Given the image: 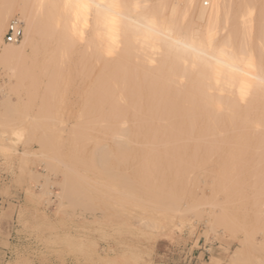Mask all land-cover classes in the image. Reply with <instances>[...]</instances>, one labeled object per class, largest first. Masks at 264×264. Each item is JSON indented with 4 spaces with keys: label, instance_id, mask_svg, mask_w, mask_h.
Instances as JSON below:
<instances>
[{
    "label": "rangeland",
    "instance_id": "obj_1",
    "mask_svg": "<svg viewBox=\"0 0 264 264\" xmlns=\"http://www.w3.org/2000/svg\"><path fill=\"white\" fill-rule=\"evenodd\" d=\"M7 1L11 4H7ZM7 1L0 0V4L2 3L0 7L3 6L11 12L0 41V264H264V219H262L264 213H262V209L259 213L257 212V214H262L261 218L258 215L259 220H254L253 216L257 217V214L252 213L257 211L256 208L259 206L264 209V203L260 204L264 202V168L262 167L264 166L262 165V163L264 164V157L260 159L259 157H251L252 159L241 157V138L245 127L249 126V121L251 124L249 119H253V124H259L256 126H261V119L259 120L261 115L257 111L259 108L256 107L258 108L256 116L254 112V114H251L252 117L245 116L247 123L244 119L245 113L243 114L242 100H238L240 111H237V126L239 128H237V132L239 133L238 153L240 155L238 154V157H234L232 160L233 163L236 161V164H233L236 169L234 175L230 171V174L227 175L219 173L221 172L219 167L225 166L224 163L228 161V159L224 160L225 162L223 161L225 157H209L210 159L208 157H181V159L178 157H155V160L154 157H149L150 161L152 160L150 163L148 157H137V159L136 157H123L122 159L120 157H104L101 161V167V164L98 163L102 157L99 160L97 159L100 157H97V150L92 145H95L93 140L96 141V145L103 141L102 145H105L107 149V145L110 143L109 133L111 130H108L111 125L108 122L111 119L107 120L110 100L107 99H111L108 90L112 85L111 83H115L113 81L115 71L112 68L114 64H109L107 66L108 70L106 67H102V69L104 68L103 71L107 70L106 73L102 71L105 76V79L102 80V73L99 74L96 71L97 69L99 71L100 62L96 61L95 63L98 64H92L93 67L92 65L89 66L90 69L87 71L85 69L88 68V64L80 63L78 56L81 47L79 45L68 47L67 55L64 53L66 52L64 51L65 47H62L63 52L61 54L66 55L65 58H63V54L61 55L60 52L55 51L57 49H53L51 52L47 51V53L40 40L41 34L38 32L40 31V25L37 27L39 30L34 29L35 32H38L37 35L33 33L34 31L30 32L32 39L27 36L28 38L26 37L25 40L23 30V37L18 42H5L3 36L8 22L11 19H20L19 21L24 29V21L20 17L22 7L23 9L24 7L25 9L30 8L33 1L34 8H36L41 3L40 0H30L31 2L29 0H21L22 2L20 0ZM48 1L50 4L47 5L54 4L53 7H49V9H52L50 12L59 11L63 13V9L66 12H64L65 14H71L75 10L81 13L88 11L85 14L90 17L95 12L96 8L94 7L98 8V0L97 2L93 0L96 3L95 6L92 0H87L88 2L79 0V3H77L78 0ZM70 1L72 5L68 3ZM137 1L139 4H136ZM158 1L108 0L110 4L105 3H108L112 14L117 12H114V10L120 9L121 12L132 13V15H138L139 13V15L147 17L159 15L155 18V21L159 19V21L157 20L158 24L160 19L163 21L167 18L171 22L168 28L171 34L174 30H177L176 32L179 31L178 36L183 35L180 33L181 29L185 32L186 26L190 24L191 20L193 21L191 23H201L198 18L195 19L197 17L195 15L196 9L200 4L203 3L205 8L210 6L209 0L207 4V0H196V7L194 6L193 9L184 6L185 2L183 3V0H160L159 4H163L162 7L157 4ZM57 2H60L63 7H60ZM132 2L136 6H140L138 7L139 11ZM259 2L263 3L264 0ZM259 2L257 3L258 6H260ZM44 3L46 5V1ZM129 4L130 7H136L135 11H133V7L129 8ZM7 5L10 8L12 5V9ZM83 5L86 6L83 7ZM173 7L177 10L172 11L174 10ZM148 8L152 9L151 12ZM32 10L35 11L33 8ZM37 12L35 11V14L39 13ZM38 19H40V16L37 17ZM39 22V20L36 21V25ZM174 23L175 27L176 23H182L183 26L181 24L177 25L176 29L173 28ZM178 26H181L180 29ZM183 27L185 30H183ZM251 29L245 32L247 36L242 32V39L239 38L241 42L243 38L247 37V40H245L247 46L243 55L242 51L238 49L240 59V62L239 60L238 62L239 65L241 64L239 70H243L244 67L242 66L245 65L243 61L246 58L251 59L254 66L253 70L258 69L255 70L256 75L260 74L262 76V73L264 75L261 70L262 68L264 70V54H262L264 53V30H257L256 27H254L256 30ZM169 30L166 29L167 34H170ZM125 33H127L126 40L131 41L128 38L130 33L129 35L128 32ZM120 34L122 33H119L117 38L114 36V39L118 41L120 38L123 39L124 34L122 36ZM254 36L256 37L254 38ZM254 39L255 43H258L257 45H254ZM126 40L123 39V42L121 40L120 42L115 41L114 47H120L121 42L124 43L125 41L124 45L121 44L125 54L123 52L124 55H120L122 51L119 54V56L126 55L125 57L130 53V48L133 49L131 52L132 57L128 56L126 59H130L128 60L130 62L134 61V64L133 62L130 64L133 71H128V77H132L129 78L131 80L128 82L135 86L136 84L133 82L137 83V78L140 81L143 77L138 74L141 72L139 66L135 65L137 60L135 57L138 56L140 61L141 54L139 50H136L137 44L133 42L134 40L128 42L129 48L128 43L126 45ZM5 45L10 47L14 45V48H17V55L5 52ZM17 45L19 46L16 47ZM252 47H255V49ZM38 48L40 49L38 50ZM62 48H60V51H62ZM19 50L22 51L18 52ZM53 51L56 52V55H53L55 54ZM260 54L261 56H258ZM255 56H258L257 58L261 60L260 63L257 62ZM47 57H50V61ZM116 57L120 62V57L118 58V55ZM21 58H24L22 62ZM112 60L113 58H111V62ZM115 60L113 63H115ZM52 61L55 62L51 63ZM121 61H123V58ZM256 63H258V67L255 65ZM82 65L85 66V69ZM82 68L83 70H81ZM111 69H113V73ZM80 71L81 73H79ZM110 72L113 76L109 74ZM238 72L240 73H238L240 83L244 74L242 71ZM141 73L143 75V72ZM96 74L99 76H96ZM96 77L102 78L98 80ZM110 77L112 81L109 80ZM110 81L111 83L108 84ZM107 85H110L108 90ZM105 90L108 91V94ZM120 90L119 88V93ZM132 91L134 93L136 89L135 91L132 89ZM143 91L137 89V92ZM105 95H107V98ZM241 96L239 92L238 99H242ZM107 104L108 106H106ZM96 115L97 117H95ZM98 117L105 121H101L104 125L103 123L100 124ZM90 120L91 122L95 120L98 122L96 121L97 123L95 122L96 125H94ZM240 123L243 124L242 127L238 125ZM107 124L110 126V128L107 127L108 130L106 129ZM81 125H86L89 128H87L88 132H86L87 130L83 131L87 138L84 133L79 131L81 128L86 129ZM82 134L85 138L81 136ZM79 139L82 140L81 143ZM79 144H84V146L80 147ZM140 158L146 161H142ZM92 160L97 165L96 163L93 164ZM107 160L108 167L104 166ZM124 160L127 163H124ZM257 160H263L259 166L256 164L259 163ZM79 162L83 163V166ZM140 162L144 163L141 164ZM147 163L149 164L147 165ZM196 163H198L199 168L195 167ZM219 163H223V165ZM228 163L230 162L228 161ZM239 163H241V167ZM116 164L117 166H115ZM217 164H219L218 168L216 167ZM191 165H194V168H191ZM204 166L215 167L214 172L216 173L210 175L208 171L203 170ZM179 167L181 168L179 169ZM100 168L104 171H101ZM105 168L106 170H113V172L109 171L106 174ZM142 168L146 170L143 171ZM151 168L154 173L151 172ZM253 168L256 169L253 171ZM117 170L119 172L124 170V173L123 171L119 173ZM257 171L261 175H254ZM147 172L148 176H146ZM248 172H250V175ZM240 173L241 175H239ZM140 176L141 178H139ZM255 177L256 179L253 180ZM247 179L249 180L247 181ZM148 180L150 185H147ZM252 181L255 183L253 182V184ZM259 181L262 183H259ZM255 185L258 186L255 187ZM259 188L263 190L259 191ZM218 189H220L219 192ZM255 193L257 195L262 193V195L259 194L257 197ZM235 197L246 206L248 215L245 214L247 217L243 216L246 219L241 218L246 211L243 209L244 206L238 200H235ZM257 198H260V200ZM173 199L177 200L173 201ZM254 202L255 204H253ZM210 203H213L216 207L213 204L212 207L209 205ZM236 204L242 207H237ZM256 205L257 207H255ZM252 206L253 208H251ZM237 208L243 209L241 216V212Z\"/></svg>",
    "mask_w": 264,
    "mask_h": 264
},
{
    "label": "bare ground",
    "instance_id": "obj_2",
    "mask_svg": "<svg viewBox=\"0 0 264 264\" xmlns=\"http://www.w3.org/2000/svg\"><path fill=\"white\" fill-rule=\"evenodd\" d=\"M3 1H5V0H3ZM40 1H41L40 5L37 4L38 6L36 8H34L33 1H32L33 7L31 5V7H30L31 9L30 8L25 9V7L23 9V7H22L23 5L20 6V7H22V9H21L22 12L20 14V17H21V20L24 21V29H23L24 30V37L22 36L24 39L27 36H29L31 38L30 32L34 31V29L39 30V28L37 29V27L40 25L39 26L40 31H38V32L41 34V38H40V36H39V38H40L41 42L43 43L44 48H46V52L47 51L51 52L53 49L54 50L57 49L55 51H58L61 54V52H63V48L65 47L64 51H66V52H64V53L67 55V51L69 48L73 47L74 45H79L81 47V49L79 51H81V52L80 53L78 52L79 53L78 58L81 61L80 63H85V64L87 63L88 64L87 69H85V66L82 65L86 71L88 69H90L89 66H91L92 64L95 65L96 61L101 63V66L99 68L100 72L98 71V69L96 70L99 74H101L102 71L104 70V68L102 69V67L107 68V66H109V64H114V67H112L113 65L111 66L112 68H114V70L111 69V72L113 73V71H115V73H113L114 74L113 81L115 83L114 84L111 83L112 80L110 77L109 80H111V81L108 82V84H110V83L112 84L111 86L109 85L110 89H109V86L107 85L108 86L107 90L109 89L108 91H110V93H109L110 96L109 95L108 96L111 97V99L110 98L107 99V100H110V105H109L110 107H108L109 113H108V119L107 120L111 119V121L108 122V123H110L109 125H111V128L108 124H107L108 126H106L107 130H108V128H110L108 131L111 130L109 133L110 134V143L107 145L108 146L107 149L105 148V145H102L103 141L100 143L101 145L100 144L96 145V141L94 142V140H93V143H95L96 147H95V145L94 146L92 145V147L97 150V157H100L97 159L99 160L102 157V159L98 163V164H101L100 165L101 167H102L101 161L103 160L104 157H108V158L109 157H120V159H122L123 157H136V159H137V157H148V158L154 157V160H155V157H173V158L178 157L180 159H181V157H199V158L200 157H208V158L209 157H222V158L225 157L223 159V161L224 160L226 161L228 159V161L230 163H228V161H226L227 163L224 161L225 166L219 167V164L223 165V163H219V164H217L216 167L217 168L219 167V169L221 171L219 173L222 175H227V174H230L231 172L234 175V172L236 169L234 167L235 165H233V164H236V161H235L236 159L234 160L235 161L234 163L232 162V160L234 157H238V154L240 155V153H238L239 152L238 151V134L239 133L237 132V130L239 129L237 126V111L239 110V107H240V104H238V102H239L238 100H242L241 101L242 107H243L242 109L244 110L243 114L245 113L244 117L245 116L246 117L247 116L252 117L251 114L253 112L255 113V116H256V114H257L256 110L258 108H259L257 110V111H259L258 114L261 115V118L259 116V120L261 119L260 120L261 126L258 127L256 125H259V124H253L252 123L253 119L251 118V119H249V120H251V124L249 121V126L245 127V131H244L243 136L241 138L242 139V145H241L242 146V155H241V157H250L249 159H252L251 157H259V159L261 157H264V75H263V73H262V76L260 74L256 75L255 70L257 69L256 66L258 67V63L255 64L256 69L253 70V68H254L253 62L251 59H247V58L245 59V61H243V62H245V65L242 66V67H244L243 70H239V67L241 64L239 65L240 59H239V51H238V49L241 50L242 51L241 53L243 55V53L246 50V46H247V41H245V40H247L246 39L247 37L243 38V40H241V42H240V39H242L241 38L242 32L245 33L251 28L254 29V27H256L257 30L261 29L260 31L264 30V2L263 3L259 2L260 0L259 1H257V0L256 1L255 0H209V2H210L209 8L208 7L205 8L203 6V3L200 4L199 6L197 5L198 8L196 9V13H195V15L197 17L195 19L197 20V18H198L201 21V23L200 24L199 23L198 24L191 23V22H193L191 20L190 24L187 25V23H188L187 22L186 23V25H187L186 31L184 32L181 29L180 33H181V35L182 34L183 35L178 36L179 31L176 32L177 30L176 31L174 30L171 34V31L168 29L171 22H170V20H167V18L164 19L163 21L160 19V23L158 24L157 20L159 21V19H157L155 21V18H157L156 16H159V15H154L155 17L154 16L147 17L145 15L141 16V15H139L140 13L138 15H132V13L131 14L124 13V12H121L120 9L117 10L116 8H115L116 10H114V12L115 11H117V12L112 14V12L110 11V8L108 6V3H109L108 0L107 1L104 0L105 2H108V3H105L103 0L102 1L98 0V3H97L98 8L95 6L96 3H94L92 0V3H94L93 5L95 6L94 8L97 9V10L95 9V12L96 11L97 12L96 13L93 12V14L90 17L88 16V14H85V13H88V11H85L83 8L82 9L85 11L84 13L76 12V10H75V12H71V14H69V13L65 14L66 12L63 8L62 9L65 12V13L63 12L64 14L59 12V11L58 12H56V11L50 12V10H52V9L51 8L49 9V7H53L54 4L52 5V3H51V5H47L48 3L50 4L49 1L48 2H47V0H40ZM45 1H46V5L44 3ZM56 1L57 0H55V2ZM75 1H77V0H75ZM95 1L97 2V0H95ZM159 1L157 2V4L160 3ZM20 2H22V1L20 0ZM99 2H101V3H99ZM184 2H185V4H183V5L186 6L187 8H190V9L195 8L196 7L195 4L197 3L196 0H183V3ZM258 2L260 4V6L257 5ZM8 3L9 2L7 1V4ZM68 3L72 5L71 1ZM77 3H79V0ZM125 3H129V2H125ZM132 3H134V2H132ZM207 3H208V0H207L206 4ZM261 3H262V5H261ZM9 4H11V3H9ZM58 4L60 7L62 6V5H60V2ZM136 4H139L138 1L136 2ZM145 4H147V3H145ZM35 5H36V3H35ZM134 5H135V3H134ZM162 5L163 4H161L160 6L162 7ZM76 6H78V5H76ZM85 6L86 5H83V7H85ZM87 7H88V5H87ZM132 7H130V4H129V8H132ZM136 7L138 10V7H140V6H136ZM136 7H133L134 8L133 11H135ZM32 8L35 9V11H38L39 13L37 12L38 14H35V11H33ZM69 8L70 7H68V9ZM91 8H93V7H91ZM141 8H142V6H141ZM155 8H157V7L155 6ZM6 9L7 8H3V6L0 7V41H1L2 32L4 30V26L6 24V21L8 20V18H10L9 16L11 14L10 10L9 9L6 10ZM10 9H12V5H11ZM62 9H61V11H62ZM173 9L174 10H172V11H175L176 8L173 7ZM190 9H188V10H190ZM69 10L71 11V9H69ZM77 10H79V9H77ZM80 10H81V8H80ZM149 10H147V11H149ZM151 10L149 12H151ZM154 13H155V11H154ZM189 13H193V12H189ZM148 15H151V14H148ZM39 16H40V19H38V20L40 22L38 25H36L37 24L36 21L38 22L37 17L39 18ZM172 16H174V15H172ZM179 16H181V15L179 14ZM35 18H36V20H35ZM176 18L178 19L179 17H176ZM168 19H169V17H168ZM18 20H20V19H18ZM178 22H180V21H178ZM172 23H173V20H172ZM180 24L183 26L182 23H180ZM180 24L176 23V27H177V25H180ZM184 26H185V23H184ZM174 27H175V23H174L173 28ZM178 27L180 29L181 26H178ZM112 28H113V30H111ZM166 29H167V31L169 30L170 34L166 33ZM256 29H254V30H256ZM183 30H185V28ZM38 32L34 31L33 33H36V35H37ZM125 32H128V35L130 33V35L128 36L129 40L130 39H131V41L134 40L133 42L137 44L136 50H139V52L141 54L140 55L141 59L139 58L140 61L138 60V56H137L138 54L135 55V56H137L135 58H137V60L139 61L138 62L136 60L135 65L139 66L138 68H140V71L143 72V75L141 72H139L138 74H141V77L142 76L143 77H142V79L140 78L141 79L140 81L137 78V80H138L137 83L139 82L138 84L133 80L135 78L132 79L134 81L133 83L136 84L135 86H133L132 83L129 84V82L131 80L129 78L131 76L128 77V71H130V72L133 71V69H131L130 64H132V62L134 64V61L132 60L133 58L131 59L132 62L128 61L130 59H128V60L126 59L128 56L132 57L131 52L133 51V49L131 50V48H130L131 54L128 52L129 54L127 55V57H125L126 55L125 56H119L121 51L122 52L120 55L125 54V52H124L125 50L123 51V49H122L123 46L121 47V44L124 45V43H125V41H124V43H122L123 39L126 40L127 33H125ZM182 32H184V33H182ZM119 33H122V34H120L121 36L125 33L124 34L125 37L122 36L123 39L118 38L119 39V41H118L117 39H114V36L117 38V35L119 36ZM248 33L250 34V32H248ZM252 33H254V32H252ZM257 33H258V31H257ZM246 34L247 33H245V36H247ZM248 36L251 37L250 35H248ZM255 37L256 36H254V38ZM251 38H253V37H251ZM120 40L122 41L121 44L119 43L121 48L119 46L114 47V42L115 41L120 42ZM249 40H251V39H249ZM131 41H127L126 45L128 42H131ZM253 42H254V45L258 44V43H255V39ZM248 44H251V43H248ZM9 45L4 46L5 52H8V53L13 54V55L15 53L17 55V53H16L17 48H14V45L11 47ZM18 46L19 45H17L16 47H18ZM36 46H35V48H37ZM115 46H116V44H115ZM125 47H127V46H125ZM240 47H241V49H240ZM60 48H62V51H60L61 50ZM128 48H129V43H128ZM252 48L255 49V47H252ZM39 49L40 48H38V50ZM20 51H22V50H19L18 52H20ZM123 52H124V54H123ZM54 53L55 54H53V53H49V54L56 55V52H54ZM126 53H127V51H126ZM254 54H255V50H254ZM262 54H264V53H262ZM66 55L64 56V54H63V56H64L63 58H65ZM117 55H118V58L120 57V62L118 61L119 59H117V57H116ZM256 55H257V53H256ZM20 56H19V59H20ZM258 56H261V54ZM17 58H18V56H17ZM49 58H48V60H49ZM57 58H59V57H57ZM111 58H113L112 62H111ZM122 58H123V61H121ZM23 59L24 58H21V62ZM255 59H254V62H255ZM46 60H44V61H46ZM55 60H56V56H55ZM114 60H115V63H113ZM238 60H239V62H238ZM63 61H64V59H63ZM116 61H118V62H116ZM258 61L260 63L261 60H259V58H257V62ZM53 62H55V61H52L51 63H53ZM56 62H57V60H56ZM58 62H60V61L58 60ZM241 62H242V60H241ZM45 64H46V62H45ZM45 64H43V65H45ZM49 64H50V62H49ZM93 65H92V67H93ZM261 66H263V65H261ZM83 68L81 70H83ZM134 68H136V67L134 66ZM52 70H54V69H52ZM107 70H108V68H107ZM107 70H105V71H107ZM261 70L264 72L263 68ZM76 71H77V69H76ZM105 71H103V72L106 73ZM238 71H242L244 74L240 83L238 81V79H239L238 78L239 77ZM91 72H89V73H91ZM111 72L109 73L110 75H112ZM79 73H81V71ZM104 73H102L101 75H103ZM134 73H132V74H134ZM57 74H59V73H57ZM87 75H90V74H87ZM130 75H131V73H130ZM96 76H99V75L96 74ZM133 77H135V76H133ZM99 78H102V77H99ZM99 78H97V79L99 80ZM103 79H105L104 75H103L102 80ZM117 81H118V83H117ZM100 85H98V86H100ZM96 86H97V84H96ZM103 87L105 88V86H103ZM119 88L121 89L120 93L118 92ZM127 89H128V92H127ZM132 89L134 91L136 89V91L134 93H132L133 92ZM137 89H138V91H139V89H142V91L143 90L144 91L143 92H137ZM107 90H105V91H107ZM129 90H131V91H129ZM108 91H107V94H108ZM121 91H123V92H121ZM239 92L242 95L241 96L242 99H240V98L238 99V93ZM106 96L107 95H105V97ZM104 105H105V103H104ZM106 106H108V104ZM256 107H258V108H256ZM254 108H256V109H254ZM96 109H97V107H96ZM101 111H103V110H101ZM83 115L85 116V113ZM103 116H104V114H103ZM95 117H97V115ZM242 117H243V115H242ZM246 117L244 119H246ZM92 119L94 120L95 118L93 117ZM101 119H100V122L104 121ZM80 121L82 122V120H80ZM96 121L97 120L91 122V120H90V122L94 123V125H96L95 124ZM246 121H247V119H246ZM259 122H256V123H259ZM102 123L103 122H101L100 124L102 125ZM247 123H248V121H247ZM240 124H238V125L242 127L243 124H241V125ZM91 125H93V124H91ZM103 125H104V123H103ZM81 126L86 128V129L81 128L82 131H81V129H79L80 132L84 133L83 131L87 130L88 126H86V125L85 126L81 125ZM98 127H100V126L98 125ZM101 129H103V128H101ZM80 132H79V135L81 134ZM86 132H88V130ZM103 133L105 134V132H103ZM87 134L89 135V133H87ZM81 136L84 137L83 134ZM85 137L87 138V135ZM92 139H94V138H92ZM79 140H81V139H79ZM84 141H85V139H84ZM84 141H83V143H84ZM97 141H100V140H97ZM81 142H82V140L80 141V143ZM104 142H105V140H104ZM85 143H86V141H85ZM105 143H107V142H105ZM79 146L82 147V146H84V144L83 145L79 144ZM92 152H93V150H92ZM94 157H95V155H94ZM105 159H107V158H105ZM116 159H119V158H116ZM140 159H142V161H146V160H143V158H140ZM161 159H163V158H161ZM253 159L255 160V158H253ZM132 160H133V158H132ZM157 160H158V158H157ZM216 160H217V158H216ZM121 161H119V162H121ZM151 161L149 158V163ZM257 161L259 163H256V164H258L257 166H259L263 160H257ZM92 162H93V160H92ZM106 162H108V160L105 161V164H106ZM125 162L126 161L124 160V163ZM241 162H243V161H241ZM95 163L93 162V164H95ZM142 163H144V162H142ZM149 163H147V165ZM79 164L82 165L83 163L79 162ZM107 164L104 166L108 167ZM226 164H229V165L226 166ZM240 164L241 163H239V165ZM96 165H97V163H96ZM166 165L168 166V164H166ZM197 165H198V163H196L195 167L199 168V166H197ZM262 165H264V164L262 163ZM98 166H96V167H98ZM115 166H117V164ZM170 166H169V168H170ZM210 167L204 166V169H203V167H202V169L205 171H208V173H210V175L216 173V172H214L215 167H212V168H210ZM240 167H241V165H240ZM262 167L264 168V166H262ZM110 168L113 169L112 167H110ZM134 168H136V167H134ZM180 168L181 167H179V169ZM191 168H194V165H191ZM254 169H256V168H253V171H254ZM95 170L97 171V169H95ZM100 170H101V168H100ZM105 170H106V168H105ZM142 170H143V168H142ZM144 170H146V169L144 168ZM160 170H162V169H160ZM164 170H165V168H164ZM164 170L162 171V174H163ZM101 171H104V169ZM106 171H107L106 174L109 171L111 173L113 172V170L111 171L110 169L106 170ZM122 171L124 173V170H122ZM122 171L119 172L117 170V172H119V173H122ZM140 171H141V168H140ZM229 171H230V173H229ZM114 172L116 173L115 170H114ZM151 172L154 173V170L152 171V168H151ZM175 172H176V170H175ZM258 172L259 171H257L256 174H254V173L253 174L256 176L257 175L259 176V174L261 175V173H258ZM248 173L250 175V172H248ZM160 174H161V171H160ZM235 174L237 175V173H235ZM243 174H242V176H243ZM139 175H137V176H139ZM239 175H241V173ZM141 176H143V175H141ZM141 176L139 178H141ZM146 176H148V172H147ZM115 178H117V177L115 176ZM123 178H125V177H123ZM127 178H129V177H127ZM225 178H227V177H225ZM255 179H256V177L253 180H255ZM121 180H123V179H121ZM233 180H234V182L236 181L234 178H233ZM240 180H242V179H240ZM248 180L249 179H247V181ZM121 182H120V185H121ZM145 182L146 181L144 180V183ZM148 182H150V181L149 180L147 181V185H150V184H148ZM153 182H154V180H153ZM253 182L254 181H252V183ZM160 183L162 184V181ZM257 183H258V181H257ZM259 183H262V182L259 181ZM152 185H153V183H152ZM258 185H255V187ZM130 186H133V185H130ZM141 186L143 187L142 184H141ZM159 186H161V185H159ZM168 186H170V185H168ZM124 187L127 188L125 185H124ZM128 187H129V185H128ZM163 187H164V185H163ZM160 189H162V188H160ZM220 189H218L217 191L219 192ZM261 189L262 188H259V191H261ZM156 190H157V188H156ZM151 191H153V190H151ZM146 193H147V191H146ZM152 194H153V192H152ZM252 194H254V193H252ZM259 194L262 195V193H259ZM258 195L256 194L257 197H258ZM236 198L237 197H235V200H238V202L240 204H242L241 200L236 199ZM251 198H252V196H251ZM240 199H242V198H240ZM174 200L175 199H173V201ZM258 200H260V198ZM213 203H216V202H213ZM236 203H237V201H236ZM262 203H264V202H261L260 204H262ZM212 204L210 203L209 205L212 206ZM253 204H255V202ZM206 205H207V203H206ZM213 206H215V205L213 204ZM236 206H237V204H236ZM239 206H241V205L238 204L237 207H239ZM245 207L246 206L243 207L244 211H246ZM255 207H257V205ZM251 208H253V206ZM237 209H239V208H237ZM243 209L242 210L239 209V212H241L240 216L243 212ZM256 209H257V211H255V212L251 211V212L256 215L257 212L259 213L262 209V213H264L263 212L264 209L262 207L259 206ZM245 214L248 215L247 211H246V213L245 212L243 213V215L241 217L242 219H246L245 217L243 218V216H246ZM258 215L260 216V218L262 217L261 216L262 214H257L256 215L257 217L253 216V219L259 220ZM262 219H264V218L262 217Z\"/></svg>",
    "mask_w": 264,
    "mask_h": 264
},
{
    "label": "built area",
    "instance_id": "obj_3",
    "mask_svg": "<svg viewBox=\"0 0 264 264\" xmlns=\"http://www.w3.org/2000/svg\"><path fill=\"white\" fill-rule=\"evenodd\" d=\"M23 35V27L18 19H11L7 26L3 36V39L7 43L18 42Z\"/></svg>",
    "mask_w": 264,
    "mask_h": 264
}]
</instances>
